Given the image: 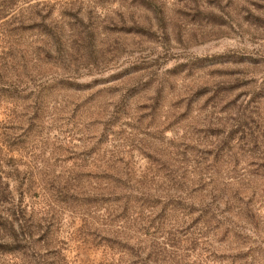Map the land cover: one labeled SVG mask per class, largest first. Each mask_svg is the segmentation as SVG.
I'll return each mask as SVG.
<instances>
[{
  "label": "rangeland",
  "instance_id": "obj_1",
  "mask_svg": "<svg viewBox=\"0 0 264 264\" xmlns=\"http://www.w3.org/2000/svg\"><path fill=\"white\" fill-rule=\"evenodd\" d=\"M0 264H264V0H0Z\"/></svg>",
  "mask_w": 264,
  "mask_h": 264
}]
</instances>
